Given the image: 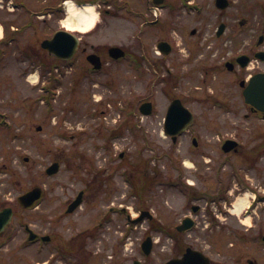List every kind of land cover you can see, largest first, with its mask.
I'll use <instances>...</instances> for the list:
<instances>
[{"label":"rangeland","instance_id":"374dc122","mask_svg":"<svg viewBox=\"0 0 264 264\" xmlns=\"http://www.w3.org/2000/svg\"><path fill=\"white\" fill-rule=\"evenodd\" d=\"M229 1L230 7L225 11L217 10L214 0L175 2L176 13L160 17L167 20L171 28L169 30L141 32L136 17L130 19L123 16H99L96 18L98 24L94 30L80 34L88 44H113L125 47L135 56L143 54L146 59L141 65L144 78L139 77L138 71L132 70L125 61L107 66V69L89 77L78 76L74 69L65 63H59L58 68L49 71L52 73L43 75L40 72L43 65L35 62L43 56L39 55L43 54L39 44L62 27L66 14L61 15L58 21L52 18L43 23L40 19L17 11L6 14L0 12V37L3 35V39L15 38L10 45L0 49V205H3V200H8L4 204L14 206L16 224L18 219L34 223L35 218L39 217L36 213L39 212L43 229L50 231L46 223L56 217H63L61 213L65 204L80 190H85L87 182H90L91 178L94 179L95 172L106 169V172L111 174L116 166L120 168L116 176L113 174L112 182L108 185L116 186L124 199L131 197L133 192L130 172L134 171L139 183L142 180L151 182V193L144 201L150 206L157 205L149 201L153 199L154 192L170 181L177 182L181 178L180 171L194 185H215L214 177L225 178L226 173L232 174L235 177V202L237 198L242 197L243 194L237 190L242 185V172L239 174L231 171L228 166L221 164V152L216 145L219 143L217 137L221 136L224 138L238 134L243 139L246 126L242 118L243 111L239 118H232L231 114L220 115L218 110L213 109L212 102L200 99V96L206 97L203 95L204 88H200L203 79L200 73L195 72L196 77L193 79L188 78L187 74L180 77L179 73L188 68L190 70L195 63V55L189 48L181 45L178 56H171L166 60L162 59L156 48L159 40L168 37L170 41L192 43L198 49L197 54L201 52L205 55L208 43L212 46L211 42H223L214 37L215 28L220 23L231 25L234 19H241L246 15L244 0ZM27 3L31 4V1L27 0ZM98 10L99 8H96L95 11ZM250 17L253 24L260 21L259 17ZM24 23L27 27L32 25V28L23 29L15 36L11 34L9 27H20ZM192 29L201 31L203 38L190 36L189 31ZM25 53H30L32 57L25 58ZM153 61L159 63L158 69L150 66ZM41 62L45 64V61ZM76 62L78 63L74 66H83L82 58L79 57ZM167 70L176 75L174 84L169 87L164 81L169 73ZM52 74L57 75L61 82L54 83L56 93L48 108L44 99L47 96H40L47 90ZM32 75L37 78H31ZM73 88H76L75 92H71ZM172 96L182 98L195 117L190 132L181 135L175 144L163 134L164 116ZM143 100L153 103L150 117L141 116L137 111L139 103ZM125 109L133 110L132 124L122 127L116 139L107 141L104 138L105 133L110 129L119 128L125 122ZM38 126L42 127L41 131H36ZM191 137L198 139L197 150L191 148ZM201 151L206 152L205 160L192 155ZM120 153L123 154L121 158ZM80 154L84 155V161L91 160L93 172L86 167L78 171L73 167L70 159ZM25 158L28 160L25 161ZM190 158L189 163L193 161V165L190 164V168L185 167L184 163ZM55 160L59 161L60 170L56 175L47 176L44 171ZM75 160L77 164L79 159ZM147 160L149 162H146ZM199 174L203 175V178H199ZM227 177L229 179V175L225 180ZM249 177L251 182L257 184L255 179ZM204 179L213 181L205 182ZM99 183L96 181V184ZM34 186L44 189L40 208L23 213L14 204L15 199ZM89 195H84L87 196L84 197V202L90 201ZM96 196L95 205H82L75 215L69 217L77 220V223H80V219L88 217V211L90 218L92 213H95L93 218L96 214V218L100 217L109 206L104 204L101 195ZM172 202L173 208L178 210L181 204L179 198ZM128 205L131 206V203ZM133 207L130 212L132 216L138 210ZM253 211L255 213L250 216L251 224L255 221L264 223L263 203L254 207ZM246 215L243 213L239 218L245 222ZM234 216L237 217L236 213ZM67 227L59 226L56 230L69 233ZM22 235L21 232L19 238ZM252 254L250 258L255 256L258 264H264V256Z\"/></svg>","mask_w":264,"mask_h":264},{"label":"flooded vegetation","instance_id":"af4514ba","mask_svg":"<svg viewBox=\"0 0 264 264\" xmlns=\"http://www.w3.org/2000/svg\"><path fill=\"white\" fill-rule=\"evenodd\" d=\"M30 1L31 4H28L27 0H0V12L6 14L17 11L40 19L43 23L52 18L58 21L60 16L66 13L64 7L66 0ZM71 1L82 5L98 0ZM103 1L107 4L99 5L101 16L106 18L123 16L130 19L137 16L141 30L146 31L160 22L159 18H152L155 3L162 1L165 16L169 14L167 7L170 0ZM244 3L246 14L244 18L234 19L232 21L234 23L227 25L224 33L219 37L216 36V27L214 37L223 42H211L212 46L208 43L205 55L201 52L197 54L198 49L192 43L170 41L171 39L167 37V40L163 41L168 42L169 52L163 56V59L178 56L181 45L189 48L195 55V63L190 70L189 68L185 72L181 70L183 73H179L180 77L187 74L188 78L193 79L196 77L195 72L200 73L203 78L200 88H204L203 95L206 96L204 98L200 96V99L212 102L213 109L218 110L220 115L231 114L232 118L233 116L239 118L243 111L242 118L246 125L243 139L238 134L228 135L225 138L221 136L223 139L218 137L220 143L219 146L217 143L216 147L221 152V164L228 166L231 171L234 170L239 174L242 172V181L248 185V188L257 192L259 196H264V190H262L264 185V110L245 101L246 93L247 95L261 93V88L246 91V87L255 75L264 73V0H244ZM250 16L259 17L260 21L253 24ZM11 28V33L19 34L23 29L30 27L24 23L20 27ZM193 30L194 33L189 31L190 36L203 38L201 31ZM76 35L80 39V44L70 68L74 69L77 75H90L87 73L88 70L86 71V67L92 68L87 60L89 54L97 55L102 67L117 63L118 60L116 62L110 60L111 45L88 44L79 32H76ZM120 47L126 55L131 54L125 47ZM79 57L83 59V66H85L82 72L74 66L78 63L76 61ZM167 71L170 80L176 76L172 75L171 70ZM262 88L264 93V87ZM174 98L175 96L171 97L169 104ZM177 98L186 105L182 98ZM260 105L264 107V102H260ZM191 128L184 133H189ZM226 140H234L237 145L222 152L221 148ZM191 148L195 150L199 148L196 137H191ZM192 155L204 159L206 152L201 151ZM208 156L210 158L209 154ZM192 159L195 161L194 157ZM112 170L111 174L107 173L106 169L102 171L98 187L85 189L84 194L91 195L88 196L90 201L85 202L84 205L89 207L95 205L96 195H101L104 204L107 203L111 211L115 210L110 213L113 216L103 212L104 216L101 213L98 218L80 219V223L75 222L77 220L73 218L56 217L46 223L50 231L43 229V220L39 218V212L36 213L39 217L35 218L34 223L19 221L22 227L19 222L15 223L13 217L12 223L0 237V251L4 252L5 263L183 264L181 261L188 254V264H203L202 255L208 258L209 264H250L251 260L257 264L255 259L246 256L249 242L254 243L255 254L264 255V223L259 224L255 221L251 224V220L248 223L243 222L235 217L233 210L230 209V206H233L236 189L234 175L226 173L225 178L229 175V179L227 177L225 180L222 176L220 180L218 179L219 184L215 185L161 186L157 192L152 193L153 199H149L157 205L150 206L149 203H144L145 198L151 193L150 190L134 191L131 197L124 199L116 186L110 187L108 184L112 182L113 174L116 176L117 166L115 170ZM179 176L182 181H188L183 173ZM202 176L199 174V178ZM249 176L255 179L257 184L251 182ZM131 177L135 181L134 176L131 175ZM214 179L216 180L215 177ZM211 180L213 181V179H204L205 182L212 183ZM155 197H157L156 200ZM175 198H179L181 203L178 210L173 208L172 200ZM122 201L125 202L121 203ZM4 202L5 200L3 205H0V209L6 207ZM71 202L65 204V210ZM129 203H131L130 207ZM40 205L41 203L33 210H39ZM132 205L138 209V212L130 217L126 210L133 209ZM20 211L24 213L26 210ZM122 212L126 214L125 217H121ZM13 215H16L15 212ZM87 215H90V211ZM62 221L66 222L69 233H64L60 229V232L56 230L59 226H65ZM244 225L247 227H242ZM27 227L31 233L27 231ZM21 232L23 235L19 238ZM218 238H221L220 246H217ZM18 256L19 259H17Z\"/></svg>","mask_w":264,"mask_h":264},{"label":"water","instance_id":"95a60500","mask_svg":"<svg viewBox=\"0 0 264 264\" xmlns=\"http://www.w3.org/2000/svg\"><path fill=\"white\" fill-rule=\"evenodd\" d=\"M216 5L219 8H225L227 6L226 0H216ZM223 25L220 26L219 33L222 32ZM78 45V41L75 36L70 34L66 31H57L53 37L49 40H45L42 42L41 46L42 48L48 50L50 53L55 55L58 58L61 59H70L75 52ZM110 55L117 59L119 57H122L124 53L120 51L117 48H111L110 49ZM98 67V65H97ZM260 80H264V77H257L253 81H251L250 86L251 88L257 87L260 83ZM248 87V88H249ZM259 97V96H256ZM249 99L246 98L247 101L256 102L255 98ZM264 97V96H262ZM143 106L149 107L150 105L144 104ZM144 108V107H142ZM144 113H149L150 111L148 109L143 111ZM191 121V115L190 113L184 109L182 106H180V103L178 101H174L172 105L170 106L168 113L166 115L165 119V132L167 134H177L181 130H183L188 123ZM40 128H38L39 130ZM58 170V165L53 164L51 167L47 169L48 174H54ZM41 196V192L38 188H35L26 194L22 195L18 198L19 203L21 206L26 208H31L35 201H37ZM81 199L80 196L70 205L68 211H72L79 203ZM11 211L10 209H4L0 212V233L4 230V228L7 226L10 220Z\"/></svg>","mask_w":264,"mask_h":264},{"label":"bare ground","instance_id":"6f19581e","mask_svg":"<svg viewBox=\"0 0 264 264\" xmlns=\"http://www.w3.org/2000/svg\"><path fill=\"white\" fill-rule=\"evenodd\" d=\"M67 14L66 19L63 20L62 26L67 31H80L88 32L92 29L96 22V14L92 7H81L76 9L73 4L67 2ZM31 78H37V76H31ZM247 204V198L242 197L236 201L235 210L239 212Z\"/></svg>","mask_w":264,"mask_h":264}]
</instances>
